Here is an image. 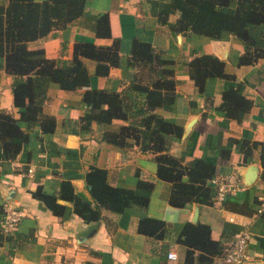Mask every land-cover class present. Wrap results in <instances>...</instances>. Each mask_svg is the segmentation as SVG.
I'll use <instances>...</instances> for the list:
<instances>
[{
	"label": "crops",
	"instance_id": "0c3cea01",
	"mask_svg": "<svg viewBox=\"0 0 264 264\" xmlns=\"http://www.w3.org/2000/svg\"><path fill=\"white\" fill-rule=\"evenodd\" d=\"M170 2L85 0L82 15L63 29H55L30 44L31 48H43L45 56L52 59H70L75 42L109 45L111 38H97L94 31L95 18L107 13L112 38L119 39V63L110 67L108 74L96 75V62L84 59L90 75L88 87L64 91L51 83L43 112L55 119L54 133L46 135L39 129L33 130V137L13 160L3 159L0 150V218L4 201L24 212L16 230L4 234L0 229V264H200L195 260L185 263L186 247L178 240L184 224L192 222L195 207H198L196 222L210 227L211 238L220 242L223 251L247 227L251 241L248 258L241 264H264V250L254 239L256 235L264 237V212H258V197L264 196V168L260 161V151L264 149V27L251 26L249 30L257 50L263 51L261 57L254 64L238 65L245 46L233 35L222 33L220 38L213 39L190 31L174 32L160 22L159 16L168 12ZM177 17L178 13L172 12L166 19L174 22ZM134 38L150 43L163 58L172 61L168 68L173 70L175 81L174 102L169 108L155 110L165 120L183 128L179 140L168 141V152L177 155L183 163L196 157L215 163L216 175L237 173L243 191L228 195L222 202L212 198L210 204L173 207L168 203L170 184L156 177L157 165L152 153L140 151L132 140L124 147L101 141L104 130L117 129L126 122L114 120L106 128L93 123L89 132L79 133L78 122L85 113L82 103L85 89L122 92L134 80L148 81L145 68L128 66ZM201 54L222 60L225 72L234 76L235 82L242 86L243 96L252 102L241 121L228 119L219 108L224 79L208 77L203 92H198L187 63ZM14 84L13 77L2 71L0 110L18 118L11 93ZM233 139L257 145L250 146L251 151L244 158ZM224 150L228 151L227 156L221 155ZM91 165L106 170L110 185L145 195L147 205L128 207L121 213L102 208L97 222L86 223L73 212L71 202L58 199L64 207L59 217L32 195L37 187L56 192L58 182L69 179L75 193L93 204L85 182ZM139 180L152 183L151 188L140 186ZM145 217L164 221L162 239L155 240L137 231L139 220ZM168 252H174L177 258L169 259Z\"/></svg>",
	"mask_w": 264,
	"mask_h": 264
},
{
	"label": "trees",
	"instance_id": "16d2710c",
	"mask_svg": "<svg viewBox=\"0 0 264 264\" xmlns=\"http://www.w3.org/2000/svg\"><path fill=\"white\" fill-rule=\"evenodd\" d=\"M84 6L85 0L0 2V79L3 71L16 81L11 93L19 113L15 118L10 112L0 110L3 159L16 158L22 146L33 137V130L39 129L46 135L54 133L55 119L43 112L51 83L64 91L88 87L90 75L84 59L96 62V75H106L110 67L118 65L119 39L112 38L107 13L95 18L94 31L97 38H111L109 45L75 42L70 59L47 58L43 48L30 47L32 42L45 38L55 29H63L82 15ZM172 12H177L178 17L174 22H168L167 15ZM159 20L174 32L190 31L213 39L220 38L222 33L233 35L245 46L238 65L254 64L263 54L261 49L257 50L249 30L251 26L264 27V0H171L168 12L160 14ZM170 63L172 61L163 58L150 43L134 38L128 66L145 68L148 81L134 80L122 92L85 89L82 94L85 113L78 122V131L89 132L93 123L106 128L114 120L126 122L117 129L104 130L101 141L124 147L132 140L140 151L152 153L157 165L156 177L170 184L168 203L171 206L210 204L214 197L210 181L217 173L216 164L199 157L183 163L177 155L168 152V141L171 138L179 140L183 128L155 112L157 108H169L176 96L173 70L168 68ZM187 64L189 76L200 93L208 77L224 79L225 89L219 108L228 119L241 121L252 102L243 96L242 86L235 82L234 76L225 72L224 62L214 55L201 54ZM232 141L242 149L244 158L250 153V146L257 145L246 140ZM221 155L227 156L228 151H222ZM260 161L264 168V149L260 151ZM85 182L90 188L93 204L75 193L69 179H61L56 192L49 193L37 187L32 195L59 217L64 207L58 199L71 202L73 212L86 223L97 222L102 208L121 213L125 208H144L148 203L145 195L133 189L110 185L104 168L91 165L85 174ZM138 184L148 189L152 186L142 180ZM164 229V221L151 217L140 219L137 226L139 233L155 240L162 239ZM178 240L186 247L185 263L195 260L200 264H212L214 258L223 253L220 242L211 238L210 227L198 221L186 222Z\"/></svg>",
	"mask_w": 264,
	"mask_h": 264
},
{
	"label": "built area",
	"instance_id": "2783aa9c",
	"mask_svg": "<svg viewBox=\"0 0 264 264\" xmlns=\"http://www.w3.org/2000/svg\"><path fill=\"white\" fill-rule=\"evenodd\" d=\"M28 174H33V168H28ZM210 185L214 192V199L217 202H222L228 195H233L244 190L240 176L237 173H229L224 175H215ZM258 212H264V196H259ZM24 212L16 205L9 201L2 203V213L0 218V229L4 234L10 233L17 229ZM251 241V234L247 227H244L240 234L234 239L227 249L216 258L214 264H241L248 258L247 248ZM169 259H176L177 255L174 252H168Z\"/></svg>",
	"mask_w": 264,
	"mask_h": 264
},
{
	"label": "water",
	"instance_id": "95a60500",
	"mask_svg": "<svg viewBox=\"0 0 264 264\" xmlns=\"http://www.w3.org/2000/svg\"><path fill=\"white\" fill-rule=\"evenodd\" d=\"M197 216H198V207H195L193 217H192L193 223L196 222ZM254 239H256L259 242L260 248H262L264 250V237L256 235V236H254Z\"/></svg>",
	"mask_w": 264,
	"mask_h": 264
}]
</instances>
